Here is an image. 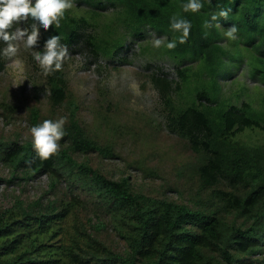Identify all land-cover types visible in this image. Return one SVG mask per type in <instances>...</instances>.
Masks as SVG:
<instances>
[{"label":"trees","instance_id":"obj_1","mask_svg":"<svg viewBox=\"0 0 264 264\" xmlns=\"http://www.w3.org/2000/svg\"><path fill=\"white\" fill-rule=\"evenodd\" d=\"M72 2L47 29L25 18L26 35L37 33L30 45L36 55L57 37V50L82 43L91 56L114 59L129 39L151 30L166 38L157 50L161 56L178 67L189 64L177 69V79L161 70L148 74L164 118L152 128L184 144L182 168L204 189L206 202L203 195L196 206L153 196L136 190L129 176L114 179L90 164L92 153L103 159L118 153L82 121L62 57L60 68L40 67L48 115L36 106L29 110L32 126L63 118L57 152L42 159L32 139H0V166L8 170L0 181H49L45 196H16L0 206V264H264V141H252V133L264 129V93L256 103L243 97L246 86L235 89L244 71L264 84V0H197L195 11L184 9L189 0ZM173 18L190 22L183 40ZM15 29L13 22L5 31L11 36ZM13 40L0 37V72L7 62L4 45ZM173 40L176 46L167 48ZM107 226L125 242L123 251L98 236Z\"/></svg>","mask_w":264,"mask_h":264},{"label":"rangeland","instance_id":"obj_2","mask_svg":"<svg viewBox=\"0 0 264 264\" xmlns=\"http://www.w3.org/2000/svg\"><path fill=\"white\" fill-rule=\"evenodd\" d=\"M79 6L87 9L84 4ZM111 12L108 8L105 13ZM24 20L15 21L14 31L24 35L5 43L3 48L7 62L0 72V139H32L29 110L36 106L44 117L49 113L47 93L43 91L45 84L40 77L43 65L35 59L34 47L26 46L28 36ZM156 40H160L158 46ZM165 40L148 30L144 38L129 39L128 49L114 59L93 57L82 43L72 47L61 44L58 50L64 52L70 87L80 100L82 121L100 141L112 144L118 153L116 159H103L92 153L86 156L90 164L114 179L129 176L138 191L196 206L200 203L199 197L206 192L182 168L188 150L166 129L156 131L152 128L153 123H160L164 118L162 101L150 84L148 74L161 70L177 79V69L189 65L185 62L178 67L176 62L157 52ZM9 45L16 49L15 52L8 51ZM241 86L247 87L243 97L259 103L264 84L244 71L235 89ZM252 141L263 142L264 129L253 132ZM86 157L77 156L79 160ZM0 174L6 177L8 170L0 166ZM48 184L47 176L21 185L0 181V206H9L16 196L28 201L45 196ZM59 193L63 198L68 195L64 182L59 185ZM202 201L206 202L205 195ZM89 212L88 208L87 215L92 217L94 214ZM98 236L116 251L125 248V242L111 226Z\"/></svg>","mask_w":264,"mask_h":264},{"label":"clouds","instance_id":"obj_3","mask_svg":"<svg viewBox=\"0 0 264 264\" xmlns=\"http://www.w3.org/2000/svg\"><path fill=\"white\" fill-rule=\"evenodd\" d=\"M71 7V0H0V37L4 40L15 39L18 36H23V32H15L11 36L5 31L15 21H20L30 17L34 21H38L39 24L47 29L54 21L58 23V17L64 14V11ZM185 10L195 11L200 7L197 0H189L187 4L183 5ZM221 15L224 13L221 12ZM172 27L180 29L183 32L184 39L188 35L190 22L186 19L173 18ZM232 29L227 34L231 36ZM37 33L33 30L32 34L28 36L26 46H30L34 43ZM57 37L50 38L46 43V52L42 55H36L35 59L40 61L44 66H50L55 64L56 68L61 67V58L64 56V52L57 50ZM155 44L158 46L160 40H156ZM176 46V40L170 41L166 47L172 49ZM15 48L9 45L8 51L10 53L15 52ZM61 120L53 121L51 119H45L41 123L33 125L30 128L32 134V144L37 150V154L40 158L46 159L51 154L56 153L58 149L57 141L60 139L64 132L61 131Z\"/></svg>","mask_w":264,"mask_h":264}]
</instances>
